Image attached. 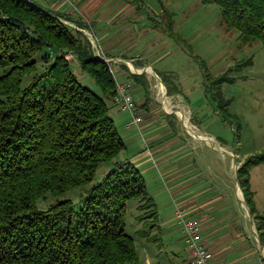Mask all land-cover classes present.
Listing matches in <instances>:
<instances>
[{"label":"trees","instance_id":"trees-1","mask_svg":"<svg viewBox=\"0 0 264 264\" xmlns=\"http://www.w3.org/2000/svg\"><path fill=\"white\" fill-rule=\"evenodd\" d=\"M199 1L216 5L221 21L241 41L264 47V0ZM65 21L88 28L79 17L34 0H0V264H139L135 242L124 230L125 201L145 194L135 167L114 166L88 188L77 208L70 199L36 207L46 192L56 196L88 183L102 162L125 148L108 104L77 81L66 54H73L101 93L116 101L108 62L95 57L87 37ZM43 46L55 55L21 87L22 76L35 71L31 57ZM227 72L212 77L209 88L204 70L205 91L221 120L235 121L239 128L220 90L222 82L233 79ZM127 76L146 91L143 74ZM259 163H264V151L246 155L237 167V181L264 245V213L255 211L249 184V168ZM147 204L152 209L138 217L151 218V226L154 204L138 207ZM138 231L146 235L144 228Z\"/></svg>","mask_w":264,"mask_h":264},{"label":"rangeland","instance_id":"rangeland-1","mask_svg":"<svg viewBox=\"0 0 264 264\" xmlns=\"http://www.w3.org/2000/svg\"><path fill=\"white\" fill-rule=\"evenodd\" d=\"M34 1L42 7L66 12L73 18L79 17L87 23V29L79 28L72 22L67 23L87 33L82 32L87 37L93 52L99 41L102 51L114 55L115 50H111V47L114 46L115 41L112 38L109 40L107 35V43L103 44L99 38L98 7L100 5L101 15L105 18L104 21L108 22V32L115 35L118 30L117 23L126 26L121 30L122 40H124L123 34L131 35L128 42L132 44V49L145 50L144 53H147L148 63L153 71L152 73L146 59L135 50L133 53L135 59L128 64L133 65L136 61L144 63L140 68H143V76L148 81L146 91L139 89L132 92L128 76L119 80L125 83L142 113L141 134L149 142L150 151H141L132 133L128 134L130 130L123 128L124 112L119 113L113 102L101 93L91 77L78 65L75 56L66 54V57L70 59V69L77 81L99 95L108 104L109 114L125 142V148L110 161L102 162L96 169L93 179L88 183L69 188L56 196L46 192L37 200L36 207L43 209L55 201L70 199L73 206L77 208L82 204L88 188L100 182L114 166L131 165L138 169L144 181L145 194L143 197L125 201L124 230L135 242L139 264H146L147 256H150L153 262L161 261L163 264L173 262L171 256L174 253L179 259L185 257L186 248L179 239L178 226L173 229L162 228L163 225L158 228L155 223L149 226L151 218H139L138 216L152 207L149 204L143 208L138 206L141 203L151 202L154 207L157 206L159 212H162V207L167 205L164 196L167 189L165 178L174 171L176 173L179 171L181 176L191 175L194 170L193 163L196 162L199 165V153L202 154V165L218 166L219 179L234 180L236 166L232 165L231 156L222 155L211 146L219 144L228 151L235 152L236 160L248 154L264 151V47L258 41H241L238 32L227 28L221 21L220 10L216 5L204 4L199 0ZM159 1L164 7L173 11L171 30L175 32L171 35V40L164 27L167 15ZM149 15L154 16L157 22L150 25L146 20ZM110 19H112L111 23ZM157 37H160V40ZM44 55H47L45 61L42 59ZM54 55L55 53L45 46L34 53L31 60L35 62V71L22 76L21 87L28 84L34 73L44 70ZM240 63L243 65L239 66ZM166 66L180 73L179 78L184 81L185 87H190L187 94L183 93L186 101L180 94L166 93L164 85L163 91L159 90L158 83L161 80H158L160 77L153 69H164ZM108 67L112 69V66ZM132 68L135 70L134 67ZM204 70L210 76L207 80L209 88L213 86L210 79L226 70H228L226 75L233 78L231 81L222 82L220 90L223 97L229 100L228 112L238 118L239 128L235 121L230 123L221 120L209 91L200 93L193 89L196 83H206ZM3 71L4 69H0V74ZM115 80L118 79L114 78V82ZM146 94H148L146 96L147 103H149L148 110L143 107V97ZM201 100L203 104L199 110H192L187 105L188 102L190 106H194L197 101L200 103ZM163 105H170L168 114L161 111ZM185 123L186 126H191L193 134L200 132L199 134L205 135L207 139L204 140L211 146L205 141H196L202 146L193 148L186 145L185 135L187 134L191 140L193 137L187 132ZM211 134L218 138V140L215 139L217 142ZM236 164L238 165L237 161ZM221 169H224V172H221ZM250 181L254 190V200L260 209L264 210V163L250 168ZM154 209L156 210V207ZM174 221L171 220V223L175 224L176 221ZM154 222H156L155 219ZM141 228L145 229L147 236L140 234L138 230ZM259 251L264 256V245Z\"/></svg>","mask_w":264,"mask_h":264},{"label":"crops","instance_id":"crops-1","mask_svg":"<svg viewBox=\"0 0 264 264\" xmlns=\"http://www.w3.org/2000/svg\"><path fill=\"white\" fill-rule=\"evenodd\" d=\"M159 3L161 6H163L162 8L166 12V14L168 12L171 13L170 19L172 24L173 11L164 7L162 2L159 1ZM99 7H98L99 38L101 42H103V44L107 43V38H108L107 35L109 36V40L112 38L115 42L113 43L114 46L111 47V50L112 49L115 50V54L114 55L109 53L107 54L104 51H102L103 49L101 50L99 46L100 45L99 41H97L98 46H96V48L98 49L100 55L106 59L108 65L112 66L113 72L111 73L113 74V77L118 80H121L124 77H126L129 73L136 75L144 74L142 72L143 68H140L142 67V65H144L143 62L140 61L133 62L134 66L132 64L130 65L128 64V62H131L135 59V57L133 56L135 50L140 53L141 57H144L146 59L147 61L146 63L149 65L150 70L152 71V67L148 63L147 53H144L145 50L143 49L139 50L136 48L132 49V44L128 42L129 38H131V35L123 34L122 37L124 40H122L121 35L123 32L121 30L126 26H122L121 24L117 23L116 27L118 30L115 33V35H113V33L111 32H108V28H107L108 22L104 21L105 18L101 15ZM131 10L133 11V9ZM146 20L149 22L150 25H152L153 22L154 23L157 22L155 21V17L152 15L147 16ZM111 21L112 19H110L109 22L111 23ZM164 27L168 31L169 40H171V35L175 32V30H173L174 32H172L171 25L170 26L168 25L167 18ZM158 38L160 40V37H157V39ZM183 42L185 41L183 40ZM143 47H145V45H143ZM183 51H185V49ZM95 57L97 56L95 55ZM131 66L134 67L135 70ZM153 70L158 74L160 80H161V76L162 78H164L165 82L161 80L163 83L161 84L165 86L166 93H169V95L180 94L183 97V99L186 101V98L183 95V93H186L187 90L190 89V87L189 88L185 87L184 81L181 80V78H179L180 73L178 74L176 70L170 69L169 66H166V68L164 69L162 68V69H156V70L153 69ZM181 76L183 75L181 74ZM129 82L131 86L130 89L132 90V92L138 91L139 89L143 90L140 81L131 79L129 80ZM195 86L196 87H194L193 89L198 90L201 93L205 91L206 83L205 82L196 83ZM167 87L171 89V92L167 91ZM146 96H148V94H146L145 97H143L144 98L143 107L145 108V110H148L149 103H147ZM112 102L115 108H117V110L120 113L121 109L119 108L118 102L117 101H112ZM168 102L170 101L168 100ZM202 104H203L202 100L200 103H198L197 101L194 106H190L189 103L187 102V105L192 110H199ZM168 107L170 108V105L169 106L163 105L161 111L165 114H168L169 113ZM124 114L125 117L122 122L123 128L125 130H130L128 134L132 133V135L135 137V142L138 143L137 145L139 150L150 151L149 142L146 141L145 138H143V135L141 134L140 125L139 127H127L125 125L126 113L124 112ZM185 122L187 123V121ZM196 126L198 127V125ZM187 132L189 133V135L193 137V140H191L186 134L185 144L190 145L192 148L194 146L195 147L199 145L202 146V144L196 143V141L201 142V141H205L204 139H207L205 135L203 136L199 134L200 133L199 131L198 134H193L194 131L191 132L187 128ZM201 133L203 134V132ZM211 135L214 138V140L215 139L218 140L216 136H214L213 134ZM205 143L211 146L206 141ZM219 143L221 145H224L223 142L219 141ZM217 146L220 145L217 144L215 146H211V148L216 149L222 155H230L232 165H234L232 160L233 157L235 159V162L236 161L238 162V165L245 158V156H243L241 159L236 160L235 152L232 153L222 146H220L222 147V149H219V147ZM223 151H226V153H224ZM198 162L199 165L196 162H194L195 164L193 163L194 170L192 171L191 175L181 176V174H179V171L177 173L175 171L174 172L172 171L173 173L170 174L167 178H165L166 179L165 184L167 185V189L164 192L165 194L164 196L166 197L167 205L162 207V212H159V210H157V206H155L156 212L154 219L156 220V222L154 223L156 224V227L159 228V226L163 225L164 227L162 228L173 229L176 228V226H178L179 229L177 231L179 234L178 235L179 239L184 243L183 234L179 225H177V223H175L176 225L171 223V220L172 221L175 220L174 219L175 205H178L185 210L187 216L197 221L200 230L201 241L203 245L211 252L210 264H250L255 259L264 258L263 254L259 251L260 249L258 245L259 239L254 225V219L249 211V214L252 217V223H253L252 225V223L249 220L248 211L243 203V201L245 200L241 188L237 181V168L236 170H234V180L219 179L218 178L219 169L217 165H209V164L202 165L201 153L198 154ZM250 168H249V184H250V189L253 192V206L256 212L264 213V210L260 209V207L256 204V201L254 200V190L252 189V184L250 181ZM220 171L224 172V169H221ZM171 257H173L172 260H174L173 262H171L173 264H189L187 251H186V256L180 259L177 257L176 253L172 254ZM156 262L157 263H155V261L153 262L150 256L149 257L147 256L146 264H163L161 261H156Z\"/></svg>","mask_w":264,"mask_h":264},{"label":"built area","instance_id":"built-area-1","mask_svg":"<svg viewBox=\"0 0 264 264\" xmlns=\"http://www.w3.org/2000/svg\"><path fill=\"white\" fill-rule=\"evenodd\" d=\"M95 55L100 60L106 59L100 55L95 48ZM111 71V68L108 67ZM116 96L115 99L119 104L121 111L126 113L125 125L127 127H138L143 119L142 113L136 106L127 86L124 82L115 80ZM174 218L179 225L183 241L188 255L189 264H210L211 252L203 245L198 223L195 219L186 215L185 210L175 205ZM250 264H264V258H258Z\"/></svg>","mask_w":264,"mask_h":264},{"label":"water","instance_id":"water-1","mask_svg":"<svg viewBox=\"0 0 264 264\" xmlns=\"http://www.w3.org/2000/svg\"><path fill=\"white\" fill-rule=\"evenodd\" d=\"M66 23H67V21H65ZM82 32H84V34H87L84 30H82V29H80ZM158 78V77H157ZM158 80H160V78H158ZM224 153H226V151H223ZM233 164L236 166V168H237V164H236V162H235V159H234V157H233ZM235 175H236V172H235ZM243 203H244V205H245V207H246V209H247V211H248V214H249V210H248V207H247V204H246V202L245 201H243ZM249 220H250V222L252 223V217H251V215L249 214ZM252 225H253V223H252ZM258 245H259V247L260 248H262V245H261V243L258 241Z\"/></svg>","mask_w":264,"mask_h":264},{"label":"bare ground","instance_id":"bare-ground-1","mask_svg":"<svg viewBox=\"0 0 264 264\" xmlns=\"http://www.w3.org/2000/svg\"><path fill=\"white\" fill-rule=\"evenodd\" d=\"M148 70H149V69H148ZM152 73H153V72H152ZM158 87H159V90L163 91V85L161 84V82L158 83ZM158 93H159V92H158ZM162 96H164V95H162ZM164 97H165V96H164ZM164 97H163V98H164ZM163 101H164V100H163ZM165 102H166V101H165ZM182 110H183V109H182ZM187 128H188L189 131H191V132L193 131V130L191 129V126L187 125ZM187 128H186V129H187ZM194 130H195V129H194ZM203 139H204V138H203ZM217 147H219V149H222V147H220V146H217Z\"/></svg>","mask_w":264,"mask_h":264}]
</instances>
